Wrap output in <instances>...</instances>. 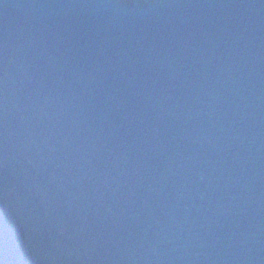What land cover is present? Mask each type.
Instances as JSON below:
<instances>
[{"label": "water", "instance_id": "obj_1", "mask_svg": "<svg viewBox=\"0 0 264 264\" xmlns=\"http://www.w3.org/2000/svg\"><path fill=\"white\" fill-rule=\"evenodd\" d=\"M0 264H264V0H0Z\"/></svg>", "mask_w": 264, "mask_h": 264}]
</instances>
